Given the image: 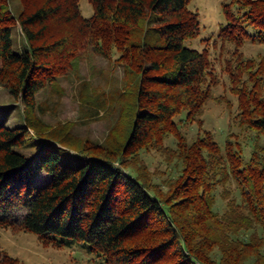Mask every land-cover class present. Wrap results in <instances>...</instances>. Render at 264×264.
Listing matches in <instances>:
<instances>
[{
  "label": "trees",
  "instance_id": "trees-1",
  "mask_svg": "<svg viewBox=\"0 0 264 264\" xmlns=\"http://www.w3.org/2000/svg\"><path fill=\"white\" fill-rule=\"evenodd\" d=\"M81 2L21 0L15 15L0 0V86L24 120L0 123V235L80 244L98 264H264V55L242 51L264 42V0L223 3L220 71L189 44L202 32L192 0H89L90 17ZM90 54L123 65L121 89L79 77ZM223 75L233 99L215 95ZM67 76L82 79L88 116L118 112L103 141L42 116L39 94ZM213 100L230 116L223 142L206 129ZM0 264L24 263L0 240Z\"/></svg>",
  "mask_w": 264,
  "mask_h": 264
},
{
  "label": "rangeland",
  "instance_id": "rangeland-1",
  "mask_svg": "<svg viewBox=\"0 0 264 264\" xmlns=\"http://www.w3.org/2000/svg\"><path fill=\"white\" fill-rule=\"evenodd\" d=\"M12 12L18 15L22 10L21 0H9ZM229 0H192L191 7L199 10L201 15L202 32L200 36L194 39L189 44L201 50L209 47L214 65L217 71L221 70L219 61L216 58L220 54L218 48L220 43L217 41V35L220 30V24L224 22L223 3ZM81 9L85 16L90 17L94 14L95 9L89 0H82ZM19 29H14V46L16 50L24 46V39L21 36ZM247 56L264 55V42L247 41L243 50ZM83 62L82 73L79 77L87 78L94 86H101L107 92L121 89L124 80L123 65L117 63L114 59L104 58L90 54ZM82 79L75 76L64 77L61 81L62 92L47 90L39 94V100L42 102V116L48 123L58 125L61 123H70L72 131L81 137H88L98 141H103L110 129L117 122L118 112L111 110L106 115L97 117L88 116L86 110L82 107L81 88ZM228 80L225 75L222 76V84L216 87L215 95L226 96L233 99L234 97L227 90ZM205 124L206 129H214L217 133L219 141L223 142L228 130L230 116L226 109V103L213 100L209 102ZM21 102L14 97L2 86H0V123H4L9 127L22 125L23 109ZM238 131V129L236 128ZM196 130L192 131L195 135ZM148 162L151 169L165 170L167 164L164 157L159 153H153L148 156ZM32 173H36L38 164L32 162L30 164ZM43 178V176H38ZM25 209H15L12 213L16 220H19L25 215ZM1 242L10 250L14 256L19 257L24 264H98L91 257V253L82 247L80 244L73 243L66 247L58 248L53 245H45L37 235L15 229L6 228L1 231Z\"/></svg>",
  "mask_w": 264,
  "mask_h": 264
}]
</instances>
